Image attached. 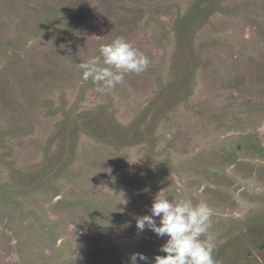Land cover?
Returning <instances> with one entry per match:
<instances>
[{
  "label": "rangeland",
  "instance_id": "obj_1",
  "mask_svg": "<svg viewBox=\"0 0 264 264\" xmlns=\"http://www.w3.org/2000/svg\"><path fill=\"white\" fill-rule=\"evenodd\" d=\"M117 37L150 63L100 93ZM160 191L264 264V0H0V264H154Z\"/></svg>",
  "mask_w": 264,
  "mask_h": 264
},
{
  "label": "clouds",
  "instance_id": "obj_2",
  "mask_svg": "<svg viewBox=\"0 0 264 264\" xmlns=\"http://www.w3.org/2000/svg\"><path fill=\"white\" fill-rule=\"evenodd\" d=\"M99 51V56L79 64V67L83 71V80L91 79L100 93L122 84L126 74L145 71L150 63L123 37L102 45ZM150 213L137 218L138 231L147 228L158 237L167 236L166 243L159 249L166 255H156L154 264H216L214 236L209 233L210 210L204 202L194 204L191 199L172 202L160 191L152 202ZM156 217H159V225ZM148 259L142 253H133L129 264H137L138 260L147 262Z\"/></svg>",
  "mask_w": 264,
  "mask_h": 264
},
{
  "label": "flooded vegetation",
  "instance_id": "obj_3",
  "mask_svg": "<svg viewBox=\"0 0 264 264\" xmlns=\"http://www.w3.org/2000/svg\"><path fill=\"white\" fill-rule=\"evenodd\" d=\"M77 17V16H76ZM70 30V29H69ZM74 32V31H73Z\"/></svg>",
  "mask_w": 264,
  "mask_h": 264
}]
</instances>
